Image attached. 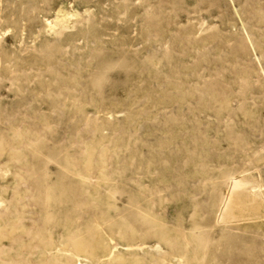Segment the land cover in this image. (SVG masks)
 Segmentation results:
<instances>
[{
	"label": "rangeland",
	"instance_id": "obj_1",
	"mask_svg": "<svg viewBox=\"0 0 264 264\" xmlns=\"http://www.w3.org/2000/svg\"><path fill=\"white\" fill-rule=\"evenodd\" d=\"M0 264H264V0H0Z\"/></svg>",
	"mask_w": 264,
	"mask_h": 264
},
{
	"label": "bare ground",
	"instance_id": "obj_2",
	"mask_svg": "<svg viewBox=\"0 0 264 264\" xmlns=\"http://www.w3.org/2000/svg\"><path fill=\"white\" fill-rule=\"evenodd\" d=\"M57 12V14L59 15V17L58 18H56L55 17V19L57 20V19H59V22H58V25L60 24V22H62V24H60L59 26H64V24H65V21L63 20L65 17H67V16H79V14L77 13V12H74V11H70V12H68V11H65V10H63V9H58V11H56ZM62 17V18H61ZM63 20V21H62ZM57 22H56V25H57ZM57 25V26H58ZM230 180V179H229ZM235 179H234V177H233V181H234ZM230 182V181H229ZM240 182V181H239ZM230 183H232V182H230ZM235 185V184H234ZM238 185V184H237ZM236 185V186H237ZM225 198V197H224ZM226 199V198H225ZM223 201V200H222ZM225 203H227L226 201H225ZM224 205V204H223ZM226 205V204H225ZM221 206H222V204H221ZM221 209H225V208H223V207H221ZM222 211V210H221ZM238 218V217H237Z\"/></svg>",
	"mask_w": 264,
	"mask_h": 264
}]
</instances>
